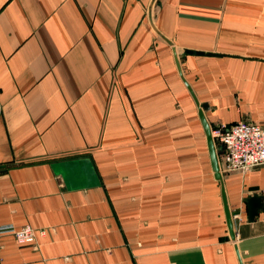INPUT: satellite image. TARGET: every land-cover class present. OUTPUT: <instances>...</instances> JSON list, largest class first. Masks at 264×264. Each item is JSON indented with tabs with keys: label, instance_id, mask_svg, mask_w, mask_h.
<instances>
[{
	"label": "crops",
	"instance_id": "0c3cea01",
	"mask_svg": "<svg viewBox=\"0 0 264 264\" xmlns=\"http://www.w3.org/2000/svg\"><path fill=\"white\" fill-rule=\"evenodd\" d=\"M149 1L0 0V224L46 229L0 264H264V165L197 114L264 124V0Z\"/></svg>",
	"mask_w": 264,
	"mask_h": 264
},
{
	"label": "built area",
	"instance_id": "2783aa9c",
	"mask_svg": "<svg viewBox=\"0 0 264 264\" xmlns=\"http://www.w3.org/2000/svg\"><path fill=\"white\" fill-rule=\"evenodd\" d=\"M214 144L220 147L216 154L218 170L247 171L264 165V124L250 120H236L230 123L217 122L209 126ZM239 218L238 214L231 219ZM45 227H33L29 224L15 226L12 223L0 224V234H11L18 243H31L36 247V236L44 235Z\"/></svg>",
	"mask_w": 264,
	"mask_h": 264
},
{
	"label": "water",
	"instance_id": "95a60500",
	"mask_svg": "<svg viewBox=\"0 0 264 264\" xmlns=\"http://www.w3.org/2000/svg\"><path fill=\"white\" fill-rule=\"evenodd\" d=\"M153 2L154 0H150L146 9V16L151 25H153L152 23L153 20H150V14L153 18V11H151L150 9H152L151 6ZM161 36L164 37L163 35ZM187 51L191 52V50H187ZM194 52H201V51H194ZM203 108H205V103H200V105L197 108V114L205 134L206 147H207L208 157H209L211 169L213 171V175L215 178H220V174L218 172L217 157H216V154L219 152L220 147L218 144H214L212 141L209 131V125L202 114ZM246 203H247V211H246L247 219H252V216L257 212L258 209L261 208L263 203L258 202V196L255 194L249 196L248 199L246 200ZM223 211H224L226 226L228 230V237L232 239L234 238L232 219L229 209L225 203L224 197H223Z\"/></svg>",
	"mask_w": 264,
	"mask_h": 264
}]
</instances>
